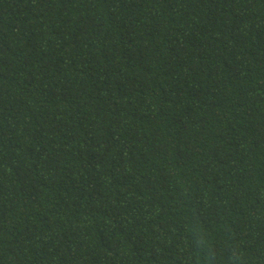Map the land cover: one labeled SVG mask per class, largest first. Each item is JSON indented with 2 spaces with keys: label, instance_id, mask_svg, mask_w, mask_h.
Instances as JSON below:
<instances>
[{
  "label": "trees",
  "instance_id": "obj_1",
  "mask_svg": "<svg viewBox=\"0 0 264 264\" xmlns=\"http://www.w3.org/2000/svg\"><path fill=\"white\" fill-rule=\"evenodd\" d=\"M0 264H264V0H0Z\"/></svg>",
  "mask_w": 264,
  "mask_h": 264
}]
</instances>
